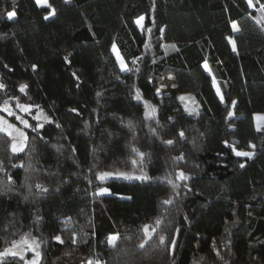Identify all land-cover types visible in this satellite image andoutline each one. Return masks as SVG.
<instances>
[{"label": "trees", "instance_id": "16d2710c", "mask_svg": "<svg viewBox=\"0 0 264 264\" xmlns=\"http://www.w3.org/2000/svg\"><path fill=\"white\" fill-rule=\"evenodd\" d=\"M48 3L0 0V105L50 119L17 156L0 133V254L29 234L39 264H264V0ZM168 78L195 115L157 94Z\"/></svg>", "mask_w": 264, "mask_h": 264}, {"label": "rangeland", "instance_id": "374dc122", "mask_svg": "<svg viewBox=\"0 0 264 264\" xmlns=\"http://www.w3.org/2000/svg\"><path fill=\"white\" fill-rule=\"evenodd\" d=\"M47 5H49L48 0H47ZM47 5H45V6H47ZM251 8L255 9V6L251 7ZM137 25L139 26L140 30H143V28L145 27V18L141 22V24H137ZM114 46H115V49L113 48L114 54L116 55L117 58H118V56L121 58V56L117 50L116 45H114ZM175 49H176V46L174 44H164V46H163V50L166 54L175 51ZM119 62L121 65V59H119ZM123 65H124V69H126L124 62H123ZM204 67H205V65H204ZM205 70L210 75L213 76L212 71L208 65H207V68H205ZM213 78H214V76H213ZM214 82H215L216 90L219 89V96L223 97L222 90L220 88L218 80L214 78ZM157 94L159 96L165 98V99L175 101L176 107H177V112L182 114V115L183 114L195 115L198 112V105L196 104L195 100L189 95L181 94L179 92V90L177 89L175 82L172 78H168L164 82H162V84L160 85V87L158 89ZM181 97H184V99L181 100ZM17 105L27 106L30 110L29 111H23L20 107H17ZM4 106H5V102L2 105H0V120L6 121L7 124H11L15 128L20 129L26 137H27L28 131L34 127V124H43V123L50 122V119L47 118L40 110H36L32 106L25 104V103H22L18 99H12V100L7 101V106L9 108V110L12 113H14L13 115H9L7 111H4L3 110ZM17 117H20L21 119H18ZM22 120L27 121V125H28L27 127L22 122ZM261 128H263L262 125L258 129H261ZM0 133L2 134V140H5L7 142L6 146H7L9 155L13 154V155L17 156L28 148L29 140L27 139L26 141L23 142V151H18V152L14 153L12 151L11 146L14 142L17 143V145L19 146L21 143V138L15 132H13L12 135H9L7 131H0ZM251 153L253 154L252 155V157H253L254 153L253 152H251ZM240 157H246V156H240ZM129 164H130L129 169L117 170V174H119V175L127 174V176L129 177L130 175L134 174V172L139 171L138 165L136 163H133V160L130 161ZM7 168H8L7 163H4V162L0 163V170H1L2 174L7 175V173H8L6 171ZM122 176H125V175H122ZM30 181H31L30 179H27L25 181V185H24L25 190L28 191L29 194H31L33 192L32 191L33 187L31 185H28L30 183ZM32 184H33V182H32ZM4 188L7 189L8 185L4 184ZM109 193H110L109 191L104 192V193H101V191H100L101 195H108ZM24 239H26L28 241V244H25L22 242ZM33 241H35V244H32ZM14 244L16 245L15 247H14ZM29 244H32L31 248H29V246H28ZM36 244L39 245L38 248L35 246ZM7 250H8V254H7L8 256H16L20 259H23L27 264H31V262L34 259H36L35 253L37 251L40 252L39 261L41 260V244H40V241L37 238H35L29 234H26V235L20 237L16 242H14L10 247H8ZM13 252L16 254L12 255Z\"/></svg>", "mask_w": 264, "mask_h": 264}, {"label": "snow or ice", "instance_id": "6c2138e0", "mask_svg": "<svg viewBox=\"0 0 264 264\" xmlns=\"http://www.w3.org/2000/svg\"><path fill=\"white\" fill-rule=\"evenodd\" d=\"M66 2H68V0H66ZM247 2H248V5H249V7H254L255 5H254V3H253V0H247ZM36 3H37V5L38 6H41V7H43V6H45V5H47V0H36ZM48 7H51L50 5H47ZM260 11H261V13H262V15H261V20L262 21H264V5H261V7H260ZM51 15H54L55 14V10L53 9V11H52V13H50ZM16 14H15V12H9L8 13V19L9 20H11V19H13L14 18V16H15ZM49 17L48 16H45V19H48ZM144 20V17L143 16H141L138 20H137V24H141V22ZM258 22H260V21H258ZM142 26V25H141ZM232 28H233V31H239V28H238V26L236 25V24H233L232 25ZM161 31H163V29H161ZM232 44H233V51H235L236 50V48H235V43L233 42V41H230ZM113 48L115 49V46H113ZM118 59H121L119 56H118ZM34 68H35V66H33ZM205 68H207V65L205 64ZM121 70H124V65H123V61H122V59H121ZM215 83V82H214ZM4 86L3 85H0V88H3ZM26 87V85H21V91H24V88ZM217 92H218V94H219V89H217ZM136 99L137 100H139L140 99V95H139V92L137 93V96H136ZM184 99V97H181V100H183ZM221 99H223V97H221ZM235 101H233V105H235ZM17 107H20L23 111H29L30 109L27 107V106H22V105H17ZM4 111H7L8 112V114L9 115H13L14 113H12L10 110H9V108H8V106H7V101H5V106H4V109H3ZM152 111L154 112L155 111V109H152ZM233 115V113H231V112H229V116H232ZM18 119H21L20 117H17ZM257 119H264V117H258ZM22 122L25 124V126L27 127L28 125H27V121H23L22 120ZM258 128H259V125H258ZM10 130V131H9ZM0 131H7L8 132V134L9 135H12V133L13 132H15V133H17L18 134V136L21 138V143H20V145L18 146L17 145V143H13L12 144V151L15 153V152H18V151H23V142L24 141H26L27 140V137L24 135V133L20 130V129H18V128H15L13 125H11V124H7V122L6 121H3V120H0ZM180 135H181V137L183 136V133H180ZM167 143H169V144H171V143H173L172 141H167ZM252 147H255L254 145H252ZM134 151H137L136 149H133ZM142 155V154H141ZM236 155L237 156H246V157H248V158H251L252 157V153H249V152H236ZM180 158H182V157H180ZM133 163H135V161H133ZM240 167H244V165L243 164H241L240 165ZM109 175H111V173H107V172H103V173H100L99 174V179H104L105 177H107V176H109ZM122 175H125L126 176V178H130V177H127V174H122ZM141 178H144V179H146L147 177H141ZM178 178L179 179H181V180H186V179H188V177L183 173V172H180L179 173V176H178ZM37 187H40L39 185H37ZM101 191V193H104V192H107L108 191V189H101L100 190ZM170 201H165V203H169ZM145 233H147V227L145 228ZM57 241H59L60 243H63V241L60 239V237H56L55 238ZM163 237H161V241H163ZM117 240V237L116 236H111V237H109V244L110 245H114L115 244V241ZM23 243H25V244H28V241L26 240V239H24L23 241H22ZM73 243H75V241H73ZM174 243V242H173ZM32 244H35V241H33L32 242ZM32 244H29L28 246H29V248H31L32 247ZM16 245L14 244V247H15ZM37 248L39 247V245L38 244H36L35 245ZM141 247H143V245H141ZM8 254V250H6L5 251V253H2V254H0V255H7ZM16 253H12V255H15ZM35 256H36V259H34L32 262H31V264H39V258H40V252H36L35 253ZM89 264H91V262H89ZM97 264H99V262H97Z\"/></svg>", "mask_w": 264, "mask_h": 264}, {"label": "crops", "instance_id": "0c3cea01", "mask_svg": "<svg viewBox=\"0 0 264 264\" xmlns=\"http://www.w3.org/2000/svg\"><path fill=\"white\" fill-rule=\"evenodd\" d=\"M258 117H264V113H258V114H255L254 116L257 129H258V125H260L259 127H261V125L262 127H264V119H257Z\"/></svg>", "mask_w": 264, "mask_h": 264}]
</instances>
